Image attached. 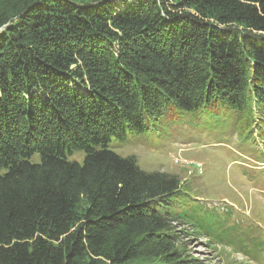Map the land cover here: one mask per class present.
Here are the masks:
<instances>
[{
  "label": "trees",
  "instance_id": "1",
  "mask_svg": "<svg viewBox=\"0 0 264 264\" xmlns=\"http://www.w3.org/2000/svg\"><path fill=\"white\" fill-rule=\"evenodd\" d=\"M121 1L0 0V264H204L183 243L200 237L264 264L259 223L108 148L220 109L255 146L264 0Z\"/></svg>",
  "mask_w": 264,
  "mask_h": 264
},
{
  "label": "rangeland",
  "instance_id": "2",
  "mask_svg": "<svg viewBox=\"0 0 264 264\" xmlns=\"http://www.w3.org/2000/svg\"><path fill=\"white\" fill-rule=\"evenodd\" d=\"M129 2L131 0H128ZM121 0H115L122 7ZM237 113L218 110L190 114L169 112L166 120L147 119L145 133L127 134L122 142L111 139L108 148L121 157H133L146 172L176 175L197 202L232 208L241 217L259 223L264 232V190L252 181V170L264 159V134L256 136L255 146L238 139L235 131ZM264 130V127H263ZM235 131V132H234ZM83 152H75L66 159L82 163ZM31 161L39 162V155ZM198 167V168H197ZM204 238L183 239L187 250L204 264H256L229 248L205 246Z\"/></svg>",
  "mask_w": 264,
  "mask_h": 264
},
{
  "label": "built area",
  "instance_id": "3",
  "mask_svg": "<svg viewBox=\"0 0 264 264\" xmlns=\"http://www.w3.org/2000/svg\"><path fill=\"white\" fill-rule=\"evenodd\" d=\"M198 168V167H197Z\"/></svg>",
  "mask_w": 264,
  "mask_h": 264
}]
</instances>
